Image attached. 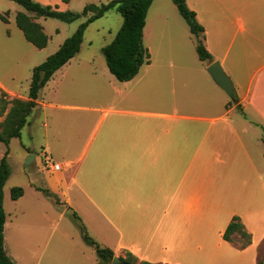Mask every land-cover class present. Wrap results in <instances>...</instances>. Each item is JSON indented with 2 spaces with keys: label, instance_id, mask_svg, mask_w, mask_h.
I'll return each mask as SVG.
<instances>
[{
  "label": "crops",
  "instance_id": "obj_1",
  "mask_svg": "<svg viewBox=\"0 0 264 264\" xmlns=\"http://www.w3.org/2000/svg\"><path fill=\"white\" fill-rule=\"evenodd\" d=\"M203 1L210 12L204 20L195 3L188 6L204 26L213 62L219 61L232 79L237 102L230 104L208 71L213 62L180 52L151 59L129 81L86 61L85 79L96 94H50L52 99L44 100L39 93L29 116L27 125L43 131V153L61 166L48 171V188L62 204L52 201L63 215L75 211L90 236L118 256L130 251L156 264L259 263L255 227L262 224L264 195V0ZM217 7L221 12L214 16ZM19 11L3 14L7 21L0 12L1 23L16 22ZM147 24L146 18L144 40ZM156 30L171 50L179 42L196 48L191 30ZM17 40L5 44L20 61L28 47ZM63 67L45 87L54 80L56 91L67 74L56 79ZM18 83L20 75L9 72L0 77V93L29 99ZM71 83L79 88L82 81L73 77ZM33 188L45 195L41 185ZM25 195L24 188L16 201ZM41 197L35 200L43 202ZM234 216L252 233V243L244 249L223 238ZM80 234V241L64 236L50 254V240L45 241L41 254L50 257L31 264H98L95 247L89 250ZM263 240L264 231L258 241Z\"/></svg>",
  "mask_w": 264,
  "mask_h": 264
},
{
  "label": "rangeland",
  "instance_id": "obj_2",
  "mask_svg": "<svg viewBox=\"0 0 264 264\" xmlns=\"http://www.w3.org/2000/svg\"><path fill=\"white\" fill-rule=\"evenodd\" d=\"M37 1L44 5H51L59 10L81 12L87 4L107 3L110 0H69L68 2L64 0ZM194 3L198 9L199 16L204 20L206 13H210L204 10V1L199 0L196 2L195 0H189L188 4L193 6ZM9 10L11 11L9 12L10 15H13L17 10L25 11V8L11 0H0V12L2 14H8L7 12ZM220 12V7H217L211 14L215 13L214 16H216ZM29 14L35 15L31 12H29ZM35 19L43 25L45 32L49 36V43L44 49H38L33 44L25 41L26 39L23 36V32L18 28L15 20L11 25H4L0 21V77L7 78L9 72L15 70L21 77V83L18 84H20V87L22 86L24 94L29 93L31 85L30 77L34 69L32 67L41 64L48 56L56 52L64 41L77 30L78 26L86 20V17H81L70 23L52 17H39ZM147 23L144 45L150 53V60L160 58L163 55L169 56V54L180 52H184L190 59L194 58L195 60H199L194 45L189 44L188 47L187 45L185 47L184 43L182 44L179 42V44L172 46L177 49L172 48L171 50L168 46H164L159 40L161 32L156 30L158 28L183 29L187 31V34H191L187 21L180 14L172 0H154L148 12ZM122 24L123 16L116 9H111L103 17L92 22L85 32L84 42L80 52L73 61L63 67V71H59L56 75V79H59L61 78L62 72L67 71L63 82L58 83L57 89L54 92L56 81L52 80L48 87L41 90L40 98L44 100L52 99L50 98V94H96L93 92L95 86L85 79L87 76V68L84 67L86 65L85 62L94 61L101 70L107 68L108 72H111L102 49L105 45L114 40ZM9 32H13L12 39L8 38ZM17 37L20 42H25L28 47V53L20 56V61L16 58L13 50L5 44L6 41L15 42ZM163 46L164 48H162ZM79 61L82 62L80 63L81 66L76 65ZM144 64H147V62ZM72 66L74 67L72 68ZM70 68L71 71H69ZM73 77L76 80L82 81L79 87H82V89L79 91H77L79 89L78 86L71 83ZM85 80L86 82H84ZM9 83L11 85H17V83L13 81H9ZM231 100H233V98H231ZM44 110L43 107V109L39 111L41 112V115L38 116L39 124H42L44 121ZM3 118L2 116V120ZM43 143V131L34 129L29 125L24 127L22 136L20 138H13L9 145L0 141V160L5 155V152L9 150L8 163L10 166V177L4 188V204L8 215L5 230V248L8 255L17 264H31L33 260L40 257H42L45 263L50 256H42L41 253L45 247V241L47 240H50V245L47 249L49 254L55 243L64 238V236H69L71 239L75 238L79 241L81 240L78 224L71 217V214L69 213L70 216L63 215L62 211L58 209L52 201V198L46 194L40 195L36 193L33 188L34 184L49 189L47 178L50 175L48 172L50 169L46 168L43 163L42 154L44 150L41 146L44 145ZM29 149L34 150V153L30 152ZM31 155L37 156V158H34L35 160L31 163H27ZM16 186H22L26 191L24 199L19 202L12 198V189ZM50 191L52 192L51 189ZM39 196H42L43 202L35 200V197ZM261 219L262 224L255 227V235L258 242L255 250L259 249V263L264 264V240L261 242L258 241L264 231V195H262ZM59 220L60 223L55 226ZM85 246H87L89 250H93L92 246ZM120 255L124 256L125 252H120ZM247 256L250 257V255ZM93 258L95 260L96 256H93Z\"/></svg>",
  "mask_w": 264,
  "mask_h": 264
},
{
  "label": "trees",
  "instance_id": "obj_3",
  "mask_svg": "<svg viewBox=\"0 0 264 264\" xmlns=\"http://www.w3.org/2000/svg\"><path fill=\"white\" fill-rule=\"evenodd\" d=\"M22 5L26 11L35 15H30L26 11H19L16 15V23L23 31L25 38L39 49L45 48L49 43V36L45 32L43 25L35 18H57L64 22H74L81 17H86L77 28V30L68 37L59 49L48 56V58L33 69L31 85L28 93L29 99L13 98L10 99L7 92L0 93V115L3 120L0 121V141L9 145L13 138H20L24 127L29 122V116L37 106V99L43 87L49 82L52 76L62 68L68 61L75 57L81 50L84 41L85 32L88 26L103 17L111 9L118 10L123 16V24L114 40L103 47V53L106 57L107 65L111 73L120 81L132 80L144 65L150 61V53L144 45V28L148 11L154 0H110L107 3H90L85 6L83 11L75 12L72 10H59L51 5H44L37 0H12ZM69 1V0H64ZM180 14L187 21L191 32L196 37V49L201 60L213 62L214 58L204 43V26L198 21L197 14L192 10L186 0H172ZM2 20L7 21L5 15H1ZM238 101L237 94L230 101V104ZM241 108V104H238ZM9 150L0 160V264H16L8 255L5 248V224L7 213L4 206V187L10 177V166L8 163ZM43 192L53 199L56 204L62 202L57 194L49 189L40 188ZM24 194L22 186H16L12 189V198H20ZM71 217L77 222L84 240L95 247L98 264H112L116 255L114 250L109 247L101 246L88 233L84 223L79 215L69 210ZM239 238L235 239L234 235ZM223 238L227 241L236 243L244 249L252 243V233L248 231L239 216H234L226 230L223 232ZM120 258L128 264H156L139 258L130 251H127ZM261 264V263H258Z\"/></svg>",
  "mask_w": 264,
  "mask_h": 264
},
{
  "label": "water",
  "instance_id": "obj_4",
  "mask_svg": "<svg viewBox=\"0 0 264 264\" xmlns=\"http://www.w3.org/2000/svg\"><path fill=\"white\" fill-rule=\"evenodd\" d=\"M208 71L211 73L217 84L224 89V91L231 97L235 98V87L232 79L224 70L222 64L219 61H215L208 67ZM35 156L31 155L27 163H31ZM112 264H128L125 260L115 255Z\"/></svg>",
  "mask_w": 264,
  "mask_h": 264
},
{
  "label": "built area",
  "instance_id": "obj_5",
  "mask_svg": "<svg viewBox=\"0 0 264 264\" xmlns=\"http://www.w3.org/2000/svg\"><path fill=\"white\" fill-rule=\"evenodd\" d=\"M43 163L46 168L50 170H59L60 164L55 162L53 157L48 153H43Z\"/></svg>",
  "mask_w": 264,
  "mask_h": 264
}]
</instances>
